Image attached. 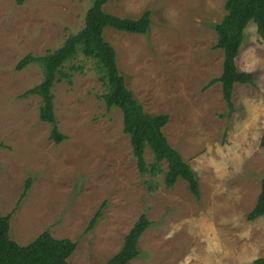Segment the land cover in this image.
<instances>
[{
    "label": "rangeland",
    "instance_id": "1",
    "mask_svg": "<svg viewBox=\"0 0 264 264\" xmlns=\"http://www.w3.org/2000/svg\"><path fill=\"white\" fill-rule=\"evenodd\" d=\"M92 0H0V216L11 213L9 236L25 245L39 233L69 238V264H105L138 217L151 225L128 264H254L264 257V216L253 221L264 177V42L250 21L236 65L254 84L236 83L234 111L221 84L223 52L215 48L225 0H108L103 9L132 19L150 12L145 34L106 27L127 88L150 115L166 113L168 142L194 171L200 197L178 179L164 184L140 173L118 107L100 98L104 85L93 60L52 87L60 142L40 121L37 95L22 93L42 79L34 63L17 70L26 54L41 55L83 26ZM147 165L153 155L144 153ZM167 168L162 162V169ZM31 186L22 196L26 180ZM150 185H152L150 188ZM101 210L91 229L88 225Z\"/></svg>",
    "mask_w": 264,
    "mask_h": 264
},
{
    "label": "trees",
    "instance_id": "2",
    "mask_svg": "<svg viewBox=\"0 0 264 264\" xmlns=\"http://www.w3.org/2000/svg\"><path fill=\"white\" fill-rule=\"evenodd\" d=\"M24 1L16 0V3L22 4ZM107 1L92 0L85 12L83 26L76 32L68 34L61 45L41 55L28 53L17 62L15 66L17 70L34 63L42 72V79L26 89L22 95L39 96L38 118L52 125L49 135L58 143L64 135L57 128L52 87L55 82L62 79L72 83V72L81 70L82 66L71 64L65 69V65L76 59L79 54L93 60L98 79L105 87L100 98L108 109L112 107L120 109L122 130L129 136L131 151L139 172L149 173L151 176L164 172L163 181L168 188L174 186L178 179H183L189 191L199 198V183L194 171L183 160L179 151L170 145L162 130L168 122L169 115L166 113L150 115L143 110L119 72L115 49L103 36L106 27L145 34L150 24V12H143L137 19L120 17L103 9ZM224 8L225 15L214 27L217 34L215 48L222 50L224 57L222 72L220 76L209 80L208 85L220 82L222 98L227 105L229 115L234 111L232 100L234 85L254 84L253 73L239 70L236 58L243 41L244 29L250 21L256 24V32L264 42V0H225ZM260 146H264V131ZM146 147L153 155V160L148 165L144 156ZM162 162H166L165 171L162 169ZM30 186L31 179L28 178L22 196ZM99 216L101 210L96 211L87 229L93 227ZM262 216H264V177L260 180V190L255 204L246 213L249 221ZM10 217L11 213L0 216V264H69L68 258L76 249L75 241L69 238H56L48 231H43L27 244L21 245L9 236ZM150 225L151 221L145 213H142L125 235L121 248L105 264H128L136 258L140 253L138 241ZM254 264H264V257L255 259Z\"/></svg>",
    "mask_w": 264,
    "mask_h": 264
}]
</instances>
